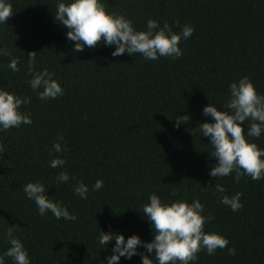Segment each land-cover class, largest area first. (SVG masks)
Instances as JSON below:
<instances>
[{
	"label": "trees",
	"instance_id": "16d2710c",
	"mask_svg": "<svg viewBox=\"0 0 264 264\" xmlns=\"http://www.w3.org/2000/svg\"><path fill=\"white\" fill-rule=\"evenodd\" d=\"M102 2L138 30L149 18L161 26L166 21L174 32L184 24L194 30L180 41L183 51L176 59L111 56L114 46L99 42L73 51L75 42L53 18L55 0H11L13 12L0 23V46L10 53L0 56V88L30 97L20 111L29 113L32 123L0 131V253L9 246L3 233L11 226L31 264H104L114 241L99 245L100 230L110 226L125 238L152 239L140 211L155 192L162 201L199 199L204 214L212 217L204 230L227 238L225 248L212 255L199 251L194 264H264V178L210 177L215 160L208 137L196 129L211 120L202 107L210 102L220 108L229 83L239 77L247 76L264 94V0ZM29 52L37 53L35 70L54 73L62 96L42 101L31 91ZM11 57L18 58L17 72L6 67ZM182 114L189 119L177 123ZM59 137L64 150L51 156L66 161L63 170L70 179L63 184L55 183L61 168L48 166L49 150ZM251 140L264 148V133ZM96 179L103 186L90 190L86 199L73 193L77 180L90 188ZM37 180L75 220L37 213L22 188ZM214 182L228 195L241 193L238 211L219 202ZM138 251L147 255L140 246ZM5 264H12L10 258ZM118 264H140V257H121Z\"/></svg>",
	"mask_w": 264,
	"mask_h": 264
},
{
	"label": "clouds",
	"instance_id": "9594fccd",
	"mask_svg": "<svg viewBox=\"0 0 264 264\" xmlns=\"http://www.w3.org/2000/svg\"><path fill=\"white\" fill-rule=\"evenodd\" d=\"M12 12L11 0H0V23H5ZM53 18L67 29L66 39L75 42L73 51L95 47L99 42L105 46H114L111 56L126 52L129 55L139 54L152 61L158 57H180L183 51L179 46L180 41L189 38L194 30L190 24H184L179 32H174L166 21L161 26L153 18L146 20L143 30H138L124 14L106 11L102 0H55ZM36 54L29 52L26 59L29 88L42 101L62 96L64 90L54 78V73L47 68L39 71L34 69ZM0 56H10L7 48L0 46ZM18 63V58L11 57L6 67L17 72L20 70ZM228 90L229 94L220 108L210 102L202 107V115L211 120H205L196 127L201 137H208L207 145L211 149L208 153L215 160L208 175L219 178L232 174L235 182H239L242 175L252 180L262 179L264 148L258 147L251 138L260 137L264 133V94L257 92L247 76L230 82ZM29 102L28 96L0 88V131L31 124L30 114L20 111L21 104L27 105ZM188 119L187 114H182L175 121L180 123ZM61 140L63 137L52 143L50 156L52 152L60 153L64 150L59 142ZM65 163L61 156H51L49 159V167L61 168L55 176V183L69 181V174L63 170ZM102 186V179H96L90 188L82 180H77L72 190L79 198L86 199L90 190L96 191ZM211 187L220 193L221 204L232 211L241 208V193L228 195L220 183L214 182ZM22 188L25 197L34 202L39 215L44 216L50 212L56 219H76V215L69 212L66 206L59 201L54 202L47 195L44 184L39 180L27 182ZM140 212L149 223L152 239L144 241L138 234L125 238L123 233L112 232L110 226L107 232L100 230L96 237L99 245L105 248L109 242L114 241L111 254L104 258V264H118L121 257L130 260L134 255L140 257V264H194L199 251L212 255L217 248L223 249L228 244L222 234L204 230L206 222L212 217L204 214V206L199 199L193 198L190 202L184 199L162 201L153 192ZM3 235L9 246L0 253V264H5L6 257L10 258L12 264H31L28 251L13 234V228L7 227ZM138 246L147 255L144 251H138ZM228 253L234 254V249L229 247Z\"/></svg>",
	"mask_w": 264,
	"mask_h": 264
}]
</instances>
